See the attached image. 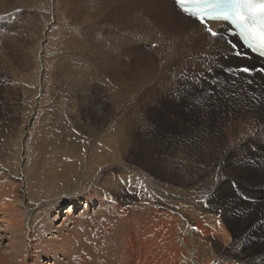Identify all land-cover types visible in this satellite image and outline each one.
Wrapping results in <instances>:
<instances>
[{
  "label": "bare ground",
  "instance_id": "6f19581e",
  "mask_svg": "<svg viewBox=\"0 0 264 264\" xmlns=\"http://www.w3.org/2000/svg\"><path fill=\"white\" fill-rule=\"evenodd\" d=\"M154 2L152 7L159 14V34L163 37L159 38L162 44L156 52L158 61L139 58L141 64L134 75L146 85L152 84L172 59L190 51L205 53L209 63L203 64V72L180 74L190 82L184 80L176 91L191 98L185 102L191 116L185 126L181 120L174 127L163 121L164 126L176 130L174 136L156 131L160 113L156 111L152 91L147 93L151 104H145L140 132L148 148L137 146L141 155L133 158L145 157V163L151 162L157 174L171 176L188 174L177 164L190 160L194 183L201 178L210 179L204 203L194 206L183 201L166 202L154 193L140 202L134 201L130 191L137 178L117 165L119 158H125L124 146L118 140L124 139L126 133L130 137L134 132L139 134V127L134 126L142 118L131 110L127 117L117 118L124 124L119 132L100 139L98 149L94 144L93 151L83 153L86 161L81 176L88 174V180L97 166L110 165L102 169L104 174L92 182L84 196L57 197L46 203L38 202L40 196H36L34 205H29L32 201L24 187L16 194L13 183L0 179V227L6 240V246L0 247V264H264V140L256 138L264 133V72L256 71L264 68V61L260 63L246 49H235L246 52L236 55L237 51L231 50L225 41L228 27L224 24H208L217 32L213 37L196 19L181 10L182 15L179 14L168 0ZM112 6L115 11L116 6ZM1 36L5 38L3 33ZM48 36L43 32L32 49L38 63L40 94L46 91L43 56L47 53ZM233 39L237 38L226 37L227 41ZM219 47L222 53L217 50ZM255 65L260 68L255 69ZM241 66L253 71L235 74L225 71ZM39 97L36 94V105ZM152 133H157L158 141ZM21 145L23 155H19L17 171L23 173L26 148ZM79 149L72 145L68 153ZM63 174L73 175L75 169ZM218 234L224 244L215 238ZM233 241L237 246L231 248L228 244Z\"/></svg>",
  "mask_w": 264,
  "mask_h": 264
},
{
  "label": "rangeland",
  "instance_id": "374dc122",
  "mask_svg": "<svg viewBox=\"0 0 264 264\" xmlns=\"http://www.w3.org/2000/svg\"><path fill=\"white\" fill-rule=\"evenodd\" d=\"M168 2L175 6L173 0ZM152 3L154 0H0V179L13 183L16 194L24 187L28 198L33 202L40 196V203L57 197L67 199L68 195L82 197L87 194L92 182L104 174L102 169H108L110 165L97 166L88 180V174L81 176L86 161L82 156L93 151L94 144L98 149L100 139L119 132L124 124L117 118L127 117L135 110L142 118L134 126V129L139 127V134L134 132L131 137L128 133L122 134L125 140L122 138L117 142L125 149V158H119L117 165L137 178L130 191L135 196L134 201L140 202L154 193L166 202L183 201L194 206L204 203V192L210 179L201 178L194 183L190 160H180L177 164L178 168L189 171L188 174L171 176L157 174L151 162L145 163V157H140L141 160L133 158L138 155L137 146L148 148L140 132L145 104H151L147 93L152 91L156 111L160 113L161 122L156 131L174 136L176 130L164 126L163 121L173 127L180 123L185 126L189 123L187 117L191 116L190 108L185 107V102H190L191 98L177 94L176 87L185 80V72H203L204 65L209 63L205 53L199 55V52L190 51L172 59L171 64L159 73L163 78L159 76L152 84L146 85L134 75L135 68L141 64L139 58L158 61L156 52L162 44L159 38L163 37L159 34V14ZM112 5L120 10L114 11ZM177 11L181 14L179 9ZM43 32L49 38L47 53L43 56L46 91L40 94L39 90L37 93L38 63L32 49L42 39ZM226 37L225 34L227 43ZM219 48L217 50L222 53L223 49ZM231 50L238 49L231 47ZM181 65L183 67L179 68ZM258 68L255 65V69ZM36 94L40 96L37 105ZM152 137L158 141L157 133H152ZM256 138L264 140V133ZM21 144L26 148L23 173L17 171L19 155H23ZM72 145L81 150L69 155ZM146 156L151 159L148 152ZM72 168L75 174H63ZM255 188L252 190L256 191ZM32 202L29 205H34ZM2 229L0 227V247H5ZM215 238L224 244L219 234ZM228 246L234 248L237 245L233 241ZM4 250L2 248V252Z\"/></svg>",
  "mask_w": 264,
  "mask_h": 264
},
{
  "label": "snow or ice",
  "instance_id": "6c2138e0",
  "mask_svg": "<svg viewBox=\"0 0 264 264\" xmlns=\"http://www.w3.org/2000/svg\"><path fill=\"white\" fill-rule=\"evenodd\" d=\"M183 13L195 18L213 37L217 32L207 27L208 20L229 21L238 31L239 39L227 41L235 50L250 49L264 57V0H174ZM240 51L236 55H242ZM229 73H251L252 68H227ZM256 71L264 72V68ZM219 223V221H217Z\"/></svg>",
  "mask_w": 264,
  "mask_h": 264
}]
</instances>
